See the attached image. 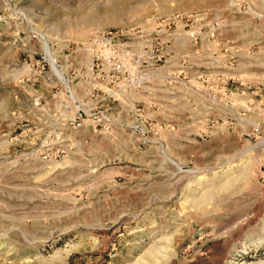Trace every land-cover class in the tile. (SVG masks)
<instances>
[{
  "label": "rangeland",
  "instance_id": "rangeland-1",
  "mask_svg": "<svg viewBox=\"0 0 264 264\" xmlns=\"http://www.w3.org/2000/svg\"><path fill=\"white\" fill-rule=\"evenodd\" d=\"M0 264H264V0H0Z\"/></svg>",
  "mask_w": 264,
  "mask_h": 264
},
{
  "label": "built area",
  "instance_id": "built-area-1",
  "mask_svg": "<svg viewBox=\"0 0 264 264\" xmlns=\"http://www.w3.org/2000/svg\"><path fill=\"white\" fill-rule=\"evenodd\" d=\"M88 50H90V54L95 61L108 65L112 73L121 71L123 67L120 57L122 55L121 49L111 32L103 30L97 33L93 40L89 42ZM142 80V77H133L129 81V86L139 85Z\"/></svg>",
  "mask_w": 264,
  "mask_h": 264
},
{
  "label": "bare ground",
  "instance_id": "bare-ground-1",
  "mask_svg": "<svg viewBox=\"0 0 264 264\" xmlns=\"http://www.w3.org/2000/svg\"><path fill=\"white\" fill-rule=\"evenodd\" d=\"M60 78L63 80V77L60 75Z\"/></svg>",
  "mask_w": 264,
  "mask_h": 264
}]
</instances>
